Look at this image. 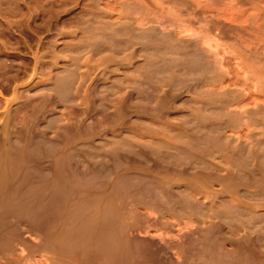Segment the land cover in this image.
<instances>
[{"label": "rangeland", "instance_id": "1", "mask_svg": "<svg viewBox=\"0 0 264 264\" xmlns=\"http://www.w3.org/2000/svg\"><path fill=\"white\" fill-rule=\"evenodd\" d=\"M137 1L0 0V264H264V0Z\"/></svg>", "mask_w": 264, "mask_h": 264}, {"label": "bare ground", "instance_id": "2", "mask_svg": "<svg viewBox=\"0 0 264 264\" xmlns=\"http://www.w3.org/2000/svg\"><path fill=\"white\" fill-rule=\"evenodd\" d=\"M134 1H135V0H134ZM138 1H139V0H138ZM138 1H137V3H138ZM140 1H141V0H140ZM143 1H144V0H143ZM182 1H183V0H182ZM189 1H190V0H189ZM200 1H201V0H200ZM203 1H204V0H203ZM207 1H208V0H207ZM214 1H215V0H214ZM231 1H232V0H231ZM236 1H237V0H236ZM171 2H172V0H171ZM174 2L176 3L177 0H176V1L173 0V3H174ZM225 2H226V1H225ZM238 2H239V1H238ZM135 3H136V2H135ZM137 3H136V4H137ZM141 3H142V2H141ZM141 3H140V4H141ZM143 3H144V2H143ZM148 3H149V2H148ZM150 3H152L151 0H150ZM164 3L166 4V3H168V2H164ZM169 3H170V2H169ZM169 3H168V4H169ZM173 3H172L171 5H173ZM177 3H181V2L178 0ZM177 3L174 4V5H176V6L173 5V8H171L172 6L169 7L168 11H165V10H167V9H165V10H161V7H159V6H157V7L160 8L161 12L159 11L158 8H155V10L158 9L157 13H162V11H164V12L166 13L165 15H167V14L170 15V14H169L170 8L172 9L171 12L176 11V7H177V5H178ZM182 3H183V2H182ZM182 3H181V5H180V8H181L182 5H185V4H186V3H183V4H182ZM188 3H189V2H188ZM207 3H208V2H207ZM216 3H217V2H216ZM116 4H117V3H116ZM133 4H134V3H133ZM155 4H156V2H155ZM157 4H158V3H157ZM217 4H218V3H217ZM225 4H226V3H225ZM142 5H143V4H142ZM151 5H153V3H152ZM151 5H150V6H151ZM158 5H159V4H158ZM161 5H162V4H161ZM161 5H160V6H161ZM187 5H188V4H187ZM209 5H210V3H209ZM107 6H108V5H107ZM138 6H139V7H142L141 5L137 4V7H138ZM169 6H170V5H169ZM206 6H207V5H206ZM100 7H101V6H100ZM100 7H99V8H100ZM133 7H134V6H132V8H133ZM139 7H138V8H139ZM148 7H149V5H148ZM184 7H185V6H184ZM184 7L181 8V9H184ZM187 7H188V6H187ZM189 7L191 8V5H190ZM201 7H202V6H201ZM204 7H205V6H204ZM129 8H130V7H129ZM164 8H166V7H163V9H164ZM167 8H168V7H167ZM174 8H175V10L173 11ZM178 8H179V7H178ZM180 8H179V10H181ZM196 8H197V7H196ZM217 8H218V7H217ZM217 8H216V9H217ZM127 9H128V8H127ZM144 9H145V8H144ZM144 9L142 8L141 10L144 11ZM150 9H152V7H151ZM150 9H149V10H150ZM153 9H154V7H153ZM192 9H193V8H191V10H192ZM216 9H215V11H216ZM131 10H133V9H131ZM131 10H130V11H131ZM134 10H135V7H134ZM141 10H140V12H141ZM188 10H190V9L188 8ZM194 10H195V9H194ZM200 10H201V9H200ZM207 10H208V9H207ZM211 10H212V9H211ZM217 10H218V9H217ZM130 11H129V12H130ZM135 11H136V10H135ZM135 11H134V12H135ZM145 11H146V10H145ZM182 11H183V10H182ZM184 11H186V10L184 9ZM184 11H183V12L179 11V12H181V13L183 14V16H185L184 14H187L188 11H186L187 13H185ZM195 11H196V10H195ZM126 12H128V11H126ZM132 12H133V11H132ZM138 12H139V11H138ZM149 12H150V11H149ZM153 12H155V11L153 10ZM190 12H191V11H189V13L187 14L186 17H188L189 14H191ZM192 12H193V10H192ZM222 12H223V11H222ZM144 13L146 14V12H144ZM181 13H180V14H181ZM196 13H197V12H196ZM115 14H116V13H115ZM130 14H131V12H130ZM130 14H129V15H130ZM145 14H144V18H145V16H146ZM163 14H164V13H163ZM175 14H176L175 12H174V15H173V13H171V15H173V16H175ZM180 14H178V17H181V16H179ZM211 14H212V13H211ZM104 15H105V14H104ZM116 15H117V14H116ZM120 15H121V14H120ZM120 15H119V16L117 15L118 19H119ZM129 15H128V17H129ZM148 15H150V14H148ZM148 15H147V17H148ZM152 15H153V14H152ZM168 15H167V16H168ZM191 15H192V14H191ZM199 15H200V14H199ZM153 16H155V14H154ZM158 16H159V15H158ZM158 16L156 15V16L154 17V19H156V17H157L158 20H159V17H158ZM195 16H196V15H195ZM207 16H208V15H207ZM212 16H213V15H212ZM90 17H91V16H90ZM130 17H132V15H130ZM130 17H129V18H130ZM149 17H150V16H149ZM163 17H164V15H163ZM169 17H171V16H169ZM178 17L175 16V21L177 20L176 18H178ZM190 17H193V16H190ZM213 17H214V16H213ZM217 17H218V16H217ZM114 18H115V17H114ZM132 18H133V17H132ZM132 18H131V20H132ZM150 18H153V17L151 16ZM150 18H149V19H150ZM160 18H161V14H160ZM181 18L184 19V17H181ZM188 18H189V17H188ZM188 18H185V21H186V19H188ZM196 18H197V17H196ZM204 18H205V17H204ZM91 19H92V18H91ZM121 19H122V18H121ZM172 19H174V18L172 17ZM172 19H170V20H172ZM182 19L178 18V20H179V21L181 20V22L183 21ZM192 19H193V18H192ZM214 19H215V18H214ZM104 20H105V19H104ZM144 20H145V19H144ZM146 20H147V18H146ZM160 20H161V19H160ZM128 21H130V19H129ZM128 21H127V22H128ZM148 21H149V20H148ZM148 21H147V22H148ZM150 21H151V20H150ZM156 21H157V20H156ZM162 21L164 22V21H166V20L164 19V20H162ZM185 21H183V23H185ZM191 21H192V20H189V22H191ZM106 22H107V21H106ZM144 22L146 23V21H144ZM159 22H160V21H159ZM170 22H171V21H170ZM201 22H202V21H201ZM216 22H217V20H216ZM246 22H247V21H246ZM102 23H103V22H102ZM129 23H130V22H129ZM164 23H165V22H164ZM164 23H162V24H164ZM183 23H182V25H184ZM212 23H213V22H212ZM212 23H211V24H212ZM103 24H104V23H103ZM148 24H149V22H148ZM155 24L157 25V24H159V23H155ZM162 24L160 23L161 26H162ZM186 24H187V22L185 23V25H186ZM191 24H193V23H191ZM194 24L196 25V23H194ZM89 25H91V24H89ZM97 25H98V24H97ZM101 25H102V24H101ZM142 25H143V24H142ZM164 25H165V27H167L169 24L166 25V23H165ZM174 25H175V23H174ZM189 25H190V24H189ZM198 25H199V24H198ZM226 25H227V24H226ZM125 26H126V25H125ZM153 26H154V28L156 29V26H155V25H152V26H150V27L152 28ZM191 26H192V25H191ZM205 26H206V25H205ZM220 26H221V24H220ZM92 27H93V26H92ZM115 27H117V26L115 25ZM207 27H208V26H207ZM228 27H229V26H228ZM129 28H130V27H129ZM138 28L140 29L139 25H138ZM141 28H142V27H141ZM154 28H152V29H154ZM169 28H170V27H169ZM188 28H189V27H188ZM219 28H222V26L219 27ZM226 28H227V27H226ZM230 28H231V27H230ZM233 28H234V27H233ZM113 29H115V28H113ZM122 29H123V28L121 27L120 30H122ZM131 29H132V28H131ZM131 29H130V30H131ZM145 29L147 30V28H145ZM157 29H158L157 31H159V28H157ZM160 29H161V28H160ZM205 29H206V27L204 28V30H205ZM86 30H87V29H86ZM90 30H91V29H90ZM92 30H94V29H92ZM99 30H100V29H99ZM116 30H117V29H116ZM141 30H142V29H141ZM148 30L150 31L149 28H148ZM161 30H162V29H161ZM181 30H182V29H181ZM199 30H200V29H199ZM220 30H221V29H220ZM225 30H226V29H225ZM231 30H232V29H231ZM246 30H247V29H246ZM246 30H245V31H246ZM117 31H118V30H117ZM123 31H124V29H123ZM142 31H143V30H142ZM144 31H145V30H144ZM155 31H156V30H155ZM157 31H156V32H157ZM162 31H164V30H162ZM162 31H161V32H162ZM205 31L207 32V30H205ZM209 31H210V30H209ZM209 31H208V32H209ZM211 31H212V30H211ZM223 31H224V29H223ZM227 31H228V29H227ZM93 32H94V31H93ZM107 32H108V31H107ZM113 32H114V31H113ZM131 32H132V30H131ZM134 32H135V31H134ZM146 32H147V31H145V33H146ZM179 32H180V30H179ZM183 32H184V31H183ZM183 32H182V33H183ZM91 33H92V31H91ZM132 33H133V32H132ZM149 33H150V32H149ZM153 33H155V32H153ZM177 33H178V32H177ZM182 33H181V34H182ZM229 33H230V32H229ZM114 34H115V36H117L116 33H114ZM114 34H113V35H114ZM117 34H118V33H117ZM123 34H124V33H123ZM129 34H130V33H129ZM136 34H137V32H136ZM136 34H134V35L136 36ZM231 34H232V32H231ZM250 34H251V33H250ZM108 35H109V34H108ZM124 35H125V34H124ZM124 35H123V36H124ZM134 35H133V36H134ZM137 35H138V34H137ZM143 35H144V34H143ZM146 35L148 36L147 38L150 37V36L148 35V33H147ZM162 35H163V34H162ZM170 35H171V34H170ZM183 35H184V34H183ZM201 35H202V34H201ZM230 36H231V35H230ZM251 36H252V35H251ZM111 37H112V36H111ZM131 37H132V35H131ZM154 37H155V36H154ZM161 37H162V36H161ZM165 37H168V36H165ZM165 37H164V40H165ZM170 37H171V36H170ZM174 37H175V36H174ZM174 37H173V34H172V38H174ZM177 37H178V36H177ZM199 37H200V36H199ZM225 37H226V36H225ZM147 38H145V39H147ZM162 38H163V37H162ZM172 38H171V39H172ZM178 38H179V37H178ZM178 38H177V39H178ZM206 38H207V37H206ZM232 38H233V37H232ZM252 38H253V37H252ZM261 38H262V37H261ZM115 39H116V38H115ZM117 39H118V38H117ZM134 39H135V38H134ZM136 39H138V37H137ZM171 39H170V40H171ZM174 39H175V38H174ZM174 39H172V40H174ZM177 39H176V40H177ZM183 39H185V38H183ZM187 39H188V38H187ZM218 39H219V38H218ZM247 39L250 40V38H247ZM107 40H110V39L107 38ZM142 40H143V39H142ZM168 40H169V39H168ZM252 40H253V39H252ZM262 40H263V39H262ZM112 41H113V39H112ZM140 41H141V40H140ZM148 41H149V40H148ZM160 41L163 42V40H160ZM206 41H207V40H206ZM138 42H139V41H138ZM157 42H158V41H157ZM165 42H167V39H166L163 43H165ZM173 42H174V41H172V43H169V44H170V47H169L170 49L172 48L171 45H173ZM177 42L179 43V41H177ZM186 42H187V41H186ZM244 42H245V40H244ZM100 43H101V42H100ZM144 43H145V42H144ZM144 43H143V44H144ZM149 43H150V42H149ZM159 43H160V42H159ZM167 43H168V42H167ZM167 43H165V44H167ZM181 43H182V42H181ZM222 43H223V42H222ZM143 44H142V45H143ZM145 44H146V43H145ZM210 44H212V43H210ZM219 44H220V43H219ZM219 44H218V46L221 45V44H220V45H219ZM208 45H209V44H208ZM222 45H223V44H222ZM250 45H251V44H250ZM151 46L153 47V45H151ZM213 46H214V45H213ZM241 46H242V45H241ZM258 46H259V43H258ZM258 46H257V47H258ZM96 47H97V46H96ZM190 47H191V46H190ZM198 47H199V46H198ZM201 47H202V46H201ZM204 47H205V46H204ZM215 47H216V46H215ZM236 47H237V48H236ZM236 47H235V48L238 49V45H236ZM247 47H248V45H247ZM112 48H113V47H112ZM148 48H149V50L151 49L150 47H148ZM158 48L161 49V46H160V47L158 46V47L154 48L155 51H156V49H158ZM173 48H174V47H173ZM192 48H193V46H192ZM194 48H196V47H194ZM194 48H193V49H194ZM233 48H234V46H233ZM260 48H261V47H260ZM96 49H97V48H96ZM142 49H143V48H142ZM144 49H146V48H144ZM154 49H153V50H154ZM170 49H167V48H166V50H170ZM212 49H213V48H212ZM248 49H252V47H248ZM256 49H258V48H256ZM164 50H165V49H164ZM164 50H160L161 53H164ZM171 50H172V49H171ZM171 50H170V51H171ZM201 50H202V49H200V51H201ZM204 50H206V49H204ZM233 50H234V49H233ZM239 50H241V53H242V49H240V47H239V49L236 50V51H239ZM262 50H263V49H262ZM162 51H163V52H162ZM172 51H174V52H172V53H175V50H172ZM209 51H210V50H209ZM218 51H219V50H218ZM225 51H226V50H225ZM227 51H228V50H227ZM244 51H245V48L243 49V53H244ZM250 51H251V50H250ZM259 51H260V50H259ZM166 52H167V51H166ZM239 52H240V51H239ZM262 52H263V51H262ZM262 52H261V53H262ZM157 53H158V51H157ZM180 53H181V52H179V55H180ZM207 53H208V51H207ZM243 53H242V54H243ZM246 53H248V52H246ZM246 53H245V54H246ZM251 53H252V52H251ZM107 54H108V53H107ZM141 54H142V53H141ZM198 54H199V53H198ZM222 54H223V53H222ZM231 54H233V53H231ZM249 54H250V53H249ZM132 55H133V54H132ZM134 55H135V53H134ZM156 55H157V54H156ZM168 55L170 56V54H168ZM179 55H178V56H179ZM195 55H197V54H195ZM225 55H226V54H225ZM229 55H230V54H229ZM130 56H131V55H130ZM165 56H166V54H165ZM165 56L163 55L164 58H165ZM169 56H168V57H169ZM218 56H219V55H218ZM218 56L216 57V59L218 58ZM222 56H223V55H222ZM232 56H233V55H232ZM259 56H260V55H259ZM259 56L257 55L256 57L259 58ZM137 57H138V56H137ZM157 57H158V56H157ZM168 57H166V58H168ZM174 57H175V55H174V56H171L170 58H171V59L173 58L172 60L175 61L176 58L174 59ZM180 57H183V53H182V56H180ZM194 57H195V56H194ZM219 57H220V56H219ZM235 57H236V56H235ZM249 57H251V56L249 55ZM253 57H254V56H253ZM131 58H132V56H131ZM134 58H136V57H134ZM166 58H165V59H166ZM198 58H199V57H197L196 59H198ZM210 58H211V56H210ZM246 58H247V56H246ZM262 58H263V55H262ZM171 59H170V60H171ZM255 59H256V58L254 57V61H255ZM260 59H261V57H260ZM114 60H115V59H114ZM166 60H168V59H166ZM179 60H180V63H181L182 60H181V59H179ZM194 60H195V59H194ZM217 60L220 61L219 58H218ZM222 60H223V59H222ZM222 60H221V61H222ZM251 60H253V58H252ZM257 60H258V59H257ZM257 60H256V61H257ZM261 60H262V59H261ZM261 60H258V62L261 61ZM161 61H162V60H161ZM191 61H192V59H191ZM204 61H205V60H204V57H203L202 55H200L199 62L197 61L198 64H195V61H194V63L192 64V67L195 68V70H198V71H201V72H202L203 68L205 67V62H204ZM219 61H218V62H219ZM227 61H229V60H227ZM227 61H226V62H227ZM237 61H238V60H237ZM156 62H158V61H155V63H156ZM166 62H167V61H166ZM176 62H178V61H175V63H176ZM182 62H183V64H185L184 62H186V61H182ZM209 62H211V61H209ZM263 62H264V61H263ZM140 63H141V62H140ZM146 63H147V62H146ZM159 63H160V62H159ZM159 63H158V64H159ZM172 63H174V62H172ZM178 63H179V62H178ZM186 63H187V62H186ZM248 63H249V62H248ZM251 63H252V62H251ZM131 64H132V63H131ZM153 64H154V63H153ZM158 64H156V65H158ZM160 64H161V63H160ZM163 64H165L164 61L162 62L161 65L163 66ZM181 64H182V63H181ZM183 64H182V66H183ZM236 64H237V63H236ZM249 64H250V63H249ZM249 64H248V65H249ZM253 64H254V63L251 64L252 67L255 66V65H253ZM255 64H256V63H255ZM261 64H262V62H261ZM143 65H144V64H143ZM156 65H154V66H156ZM161 65H160V66H161ZM185 65H186V64H185ZM187 65H188V64H187ZM187 65H186V66H187ZM218 65H219V63H218ZM222 65H223V64H222ZM222 65L220 64V66H222ZM251 65H249L248 67H249L250 69H253L254 67H253V68L250 67ZM140 66H141V65H140ZM154 66L152 65V67H154ZM166 66H168V65H166ZM166 66L164 65L165 68H167ZM186 66H185V67H186ZM233 66H234V65H233ZM256 66H257V65H256ZM256 66H255V68H254L255 70H256ZM258 66H260V62H259V64H258ZM258 66H257V67H258ZM263 66H264V63H263ZM152 67H151L150 70H152ZM168 67H169V66H168ZM178 67L181 69L180 66H178ZM178 67L175 68V69H172V68H171V71L168 69L169 72H171V75L174 74V73H172V70H176V69H177V71H178V69H179ZM211 67H212V66H211ZM239 67H240V66H239ZM135 68H137V67H135ZM149 68H150V66H149ZM173 68H174V66H173ZM244 68H245V67H244ZM260 68H261V69H260ZM139 69H140V67H139ZM144 69H145V68H144ZM154 69H155V68H154ZM156 69H157V66H156ZM158 69H159V67H158ZM161 69H162V68H161ZM187 69H188V68H187ZM187 69H183V70H187ZM201 69H202V70H201ZM205 69H206V68H205ZM212 69H213V68H212ZM215 69H216V68H215ZM254 69H253V70H254ZM257 69H259L260 72H261V70H262L261 73H260L258 70H257V71L261 74V77L259 78V80L263 83L264 80L262 79V77H263V75H264V73H263V72H264V68H263V67H258ZM162 70H163V69H162ZM162 70H161V71H162ZM168 70H166V72H168ZM134 71H135V70H134ZM144 71H145V70H144ZM157 71H158V70H157ZM179 71H180V70H179ZM179 71H178V73H180ZM234 71H235V70H234ZM240 71H242V70H240ZM251 71H252V70H251ZM141 72H142V71H141ZM164 72H165V71L163 70V73H164ZM174 72H175V71H174ZM184 72H185V71H184ZM184 72H183V73H184ZM186 72H188V74H189V70L186 71ZM186 72H185V73H186ZM194 72H195V71H194ZM213 72H214V71H213ZM253 72H254V71H253ZM253 72H252V73H253ZM73 73H74V72H73ZM214 73H215V72H214ZM254 73H255V72H254ZM254 73H253V78H254V80H257V79H255L256 77H254ZM262 73H263V75H262ZM181 74H182V72H181ZM190 74H191V72H190ZM242 74H244V71L242 72ZM255 74H256V73H255ZM260 74H257V75L260 76ZM64 75H65V74H64ZM68 75H70V74H68ZM132 75H133V74H132ZM194 75H195V74H194ZM212 75H213V74H212ZM257 75H255V76H257ZM179 76H180V75H179ZM179 76H178V77H179ZM184 76H186V75L184 74ZM187 76H188V75H187ZM190 76H192V78L194 79V77H195L196 75H195V76L190 75ZM190 76H188L187 78L189 79ZM199 76H200V75H199ZM244 76H245V75H244ZM66 77H67V76H65V79H64V80L67 81V78H68V77H67V78H66ZM136 77H137V76H136ZM144 77H145V76H144ZM257 77H258V76H257ZM63 78H64V77H63ZM70 78L73 79L72 76H70ZM70 78H69V79H70ZM176 78H177V77H176V75H175V78H174V79H176ZM182 78H183V77H182ZM182 78H181V79H182ZM187 78H185V79H187ZM253 78H252V79H253ZM263 78H264V77H263ZM71 79H70V81H71ZM167 79H168V77H167ZM177 79H178V78H177ZM179 79H180V78H179ZM179 79H178V80H179ZM228 79H229V78H228ZM244 79H245V78H244ZM64 80H63V81H64ZM145 80H146V79H145ZM190 80H191L190 82H193V81H194V80H192V79H190ZM200 80H201V79H200ZM207 80H208V79H207ZM262 80H263V81H262ZM131 81H132V80H131ZM136 81H138V80H136ZM180 81H181V80H180ZM184 81H186V80H184ZM187 81L189 82V80H187ZM203 81H205V80H203ZM203 81H202V82H203ZM241 81H242V80H241ZM190 82H189V83H190ZM217 82H218V81H217ZM232 82H233V81H232ZM256 82H257V81H256ZM258 82H259V81H258ZM71 83H72V82H70V85L72 86L73 83H72V84H71ZM182 83H183V82H182ZM189 83H188V84H189ZM205 83H206V82H205ZM248 83H249V82H248ZM66 84H68V83H67V82L64 83V86H66ZM75 84H76V83H75ZM186 84H187V83H186ZM190 84H191V83H190ZM207 84H208V81H207ZM62 85H63V84H62ZM68 85H69V84H68ZM73 85H74V84H73ZM197 85H198V84H197ZM203 85H204V83H203ZM64 86H63V87H64ZM71 86H69V87H70V88H69L70 91H71V88H72ZM191 86H193V85H191ZM259 86H260V85H259ZM59 87H62V86L60 85ZM66 87H67V86H66ZM189 87H190V86H189ZM236 87H237V86H236ZM193 88H194V87H193ZM196 88H197V86H196ZM55 89H57V88L55 87ZM62 89H63V88H62ZM65 89H66V88H65ZM173 89H174V88H173ZM202 89H203V88H202ZM205 89H206V87H205ZM258 89H259V88H258ZM57 90L59 91V89H57ZM67 90H68V89H67ZM175 90H176V89H175ZM177 90H178V89H177ZM196 90H197V89H196ZM198 90H201V89H198ZM203 90H204V89H203ZM203 90H201V91H203ZM209 90H210V89H209ZM68 91H69V90H68ZM68 91H67V92H68ZM204 91H205V90H204ZM212 91H213V90H212ZM214 91H215V90H214ZM251 91H252V90L250 89V92H251ZM256 91H257V90H256ZM250 92H249V93H250ZM252 92H253V91H252ZM258 92H259V91H258ZM65 93H66V91H65L63 94H65ZM230 93H232V92H230ZM233 93H234V92H233ZM233 93H232V95H234ZM236 93H237V92H236ZM244 93H245V92H244ZM44 94H45V93H44ZM59 94H60V93H59ZM212 94H213V93H212ZM217 94H218V93H217ZM217 94H216V95H217ZM221 94H222V93H221ZM60 95H61V94H60ZM67 95H68V93H67ZM171 95H172V94H171ZM229 95H231V94H229ZM253 95H254V94H253ZM255 95H256V94H255ZM212 96L214 97V95H212ZM220 96H222V98H224L223 95H218V97H220ZM236 96H237V95H236ZM249 96H250V94H249ZM260 96H261V95H260ZM38 97H39V96H38ZM213 97H212V99H213ZM216 97H217V96H216ZM40 98H41V97H40ZM46 98H47V97H46ZM231 98H233L232 100H234V97H233V96L230 97V99H231ZM237 98H238V97H237ZM244 98H245V97H244ZM253 98H254V97H253ZM47 99H48V98H47ZM62 99H63V98H62ZM214 99H215V98H214ZM216 99H217L218 101H220V100H219L220 98H219V99L216 98ZM250 99H251V98H250ZM208 100H209V99H208ZM227 100H228V99H227ZM218 101H216V102H218ZM223 101H224V100H223ZM252 101H253V100H252ZM44 102H45V100H44ZM210 102H211V101H210ZM259 102H260V101H259ZM173 103H174V102H173ZM205 103L207 104V102L204 101V105H205ZM212 103H214V102H212ZM212 103L209 104V105H212ZM227 103H229V102L226 101V105H225V103H223V105H224V106H227V105H228ZM48 104H49V103H48ZM166 104H167V103H166ZM201 104H202V103H201ZM215 104H216V103H215ZM230 104H231V103H230ZM245 104H246V103H245ZM46 105H47V104H46ZM204 105L202 104L203 107H205ZM209 105H206V107L208 106L207 109L209 108ZM34 106H35V105H34ZM42 106H43V105H42ZM163 106H164V105H163ZM202 106H200V109L203 108ZM241 106H242V105H241ZM32 107H33V106H32ZM165 107H166V106H165ZM167 107H168V105H167ZM169 107H170V106H169ZM213 107H214V106H213ZM218 107H219V106H218ZM218 107H217V108H218ZM227 107H228V106H227ZM44 108H45V107H44ZM210 108H212V107H210ZM36 109H37V108H35V110H36ZM170 109H171V108H170ZM207 109H204L203 112H201V110H203V109H201V110H199V111H200V113L203 114V116H204V114H205L204 112H206V111L208 112ZM223 109H225V107H223ZM30 110H31V109H30ZM49 110H50V109H49ZM205 110H206V111H205ZM38 111H39V109H38L37 111H35V113L38 112ZM40 111H41V110H40ZM152 111H153V110H152ZM209 111H211V110H209ZM212 111H213V110H212ZM214 111H216V110H214ZM263 111H264V110H263ZM154 112H155V111H154ZM29 113H30V112H29ZM258 113H259V111H258ZM258 113L256 112V114H258ZM39 114H40V113H39ZM210 114H211V113H210ZM213 114L215 115V113H213ZM225 114H226V112H224V115H225ZM259 114H260V113H259ZM34 115H36V114H34ZM40 115H41V114H40ZM205 115H206V114H205ZM233 115H234V114H233ZM233 115H232V116H233ZM29 116H30V115H29ZM36 116H37V115H36ZM206 116H210L209 113H207ZM206 116H205V117H206ZM220 116H221V114H220ZM225 116H226V115H225ZM228 116H230V114H228ZM228 116H227V117H228ZM237 116H239V115L237 114ZM240 116H241V115H240ZM118 117H120V116H118ZM230 117H231V116H230ZM244 117H245V116H244ZM25 118H26V117H25ZM199 118H202V116L199 117ZM206 118H207V117H206ZM206 118H205V119H206ZM210 118H211V117H210ZM213 118H214V117H213ZM220 118H221V117H220ZM223 118H224V117H223ZM225 118H226V117H225ZM231 118H232V117H231ZM235 118H237V123H238V120H239V119H238V117H236V115H235L234 119H235ZM247 118H248V117H247ZM247 118H246V119H247ZM251 118H252V117H251ZM260 118H261V117H260ZM39 119H41V118H39ZM163 119H164V118H163ZM185 119H186V118H185ZM203 119H204V117H203ZM205 119H204V120H205ZM219 120H220V119H219ZM226 120H227V118H226ZM235 120H236V119H235ZM240 120H242V119H240ZM243 120H244V119H243ZM249 120H250V119H249ZM28 121H29V120H28ZM192 121H193V120H192ZM228 121H229V119H228ZM228 121H227V122H228ZM231 121L233 122L234 120H231ZM254 121H255V120H254ZM218 123H219V126H218V127H219L220 129H221V128H224L223 126H224L225 124H227V123H225V122L223 121V119H222L221 122H218ZM240 123L242 124L241 121H240ZM50 124H51V123H50ZM98 124H99V123H98ZM228 124H229V122H228ZM230 124H231V123H230ZM233 124H235V123L233 122ZM244 124H245V123H244ZM247 125H248V124H247ZM26 126H27V125H26ZM244 126H245V125H244ZM227 127H228V126H227ZM229 127H230V126H229ZM247 127H248V126H247ZM210 128H211V127H210ZM210 128H209V129H210ZM213 128H214V127H213ZM74 129H75V128H74ZM25 130H26V129H25ZM91 130H92V129H91ZM248 130H250V129H248ZM202 131H203V130H202ZM219 131H220V130H219ZM66 132H68V131H66ZM193 132H194V131H193ZM82 133H83V132H82ZM42 134H43V133H42ZM38 135H39V134H38ZM42 136H43V135H42ZM204 136H205V135H204ZM21 137H22V136H21ZM36 137H37V136H36ZM44 137H46V136H44ZM44 137H42V138H44ZM57 137L60 138V136H57ZM177 137H178V136H177ZM190 137H191V136H190ZM31 138H32V137H31ZM59 138H58V139H59ZM75 138H76V137H75ZM191 138H192V137H191ZM28 139H29V138H28ZM34 139H35V138H34ZM196 139H197V138H196ZM40 140H41V139H40ZM173 140H174V139H173ZM182 140H183V139H182ZM189 140H190V139H189ZM220 140H221V139H220ZM38 141H39V140H38ZM130 141H131V140H130ZM196 141H197V140H196ZM259 141H260V140H259ZM76 142H77V141H76ZM168 142H169V141H168ZM218 142H219V141H218ZM37 143H38V142H37ZM52 143H53V142H52ZM164 143H165V142H164ZM191 143H192V141H191ZM226 143H227V142H226ZM5 144H6V143H5ZM7 144H8V143H7ZM131 144H132V143H131ZM179 144H182V145H183V143H179ZM179 144H178V145H179ZM203 144H204V142H203ZM206 144H207V143H206ZM262 144H263V143H262ZM262 144H260V145H261V146H264V144H263V145H262ZM62 145H63V144H62ZM166 145H167V144H166ZM171 145H172V144H171ZM176 145H177V144H176ZM207 145H209V144H207ZM210 145H211V144H210ZM256 145H257V144H256ZM258 145H259V143H258ZM36 146H37V145H36ZM131 146H132V145H131ZM155 146H156V145H155ZM184 146H185V145H184ZM196 146H198V145H196ZM215 146H216V145H215ZM261 146H260V147H261ZM0 147H1V146H0ZM176 147H177V146H176ZM179 147H180V146H179ZM199 147H200V146H199ZM204 147H206V146H204ZM35 148H36V147H35ZM133 148H134V147H133ZM177 148H178V147H177ZM180 148H181V147H180ZM201 148H203V147H201ZM210 148H211V147H210ZM24 149H25V148H24ZM45 149H46V148H45ZM50 149H51V148H50ZM254 149H256L255 146H254ZM258 149H259V148H258ZM30 150H31V149H30ZM63 150H64V149H63ZM69 150H70V149H69ZM199 150H200V148H199ZM199 150L197 149L198 152H199ZM209 150H210V149H209ZM25 151H26V149H25ZM195 151H196V150H195ZM207 151H208V150H207ZM240 151H241V150H240ZM181 152H182V151H181ZM200 152H201V151H200ZM26 153H27V151H26ZM53 153H54V152H53ZM68 153H69V152H68ZM187 153H188V152H187ZM210 153H211V152H210ZM201 154H202V153H201ZM173 155H174V154H173ZM176 155H177V154H176ZM197 155H198V154H197ZM228 155H229V154H228ZM242 155H243V154H242ZM7 156H8V155H7ZM12 156H13V155H12ZM25 156H26V155H25ZM36 156H37V155H36ZM180 156H181V155H180ZM191 156H192V155H191ZM226 156H227V155H226ZM50 157H51V156H50ZM234 157H235V156H234ZM46 158H47V157H46ZM72 158H73V157H72ZM183 158H184V157H183ZM193 158H194V157H193ZM198 158H199V157H198ZM239 158H240V157H239ZM12 159H13V158H12ZM18 159H20V158H18ZM47 159H48V158H47ZM70 159H71V158H70ZM195 159H196V158H195ZM195 159H194V160H195ZM236 159H237V156H236ZM0 160H1V159H0ZM234 160H235V158H234ZM1 161H2V160H1ZM26 161H27V160H26ZM32 161H33V160H32ZM70 161H71V160H70ZM6 162H7V161H6ZM9 162H10V161H9ZM9 162H8V163H9ZM15 162H16V160H15ZM123 162H124V161H123ZM204 162H205V161H204ZM235 162H236V161H235ZM245 162H246V161H245ZM26 163H27V162H26ZM53 163H54V162H53ZM63 163H64V162H63ZM200 163H201V162H200ZM14 164H15V163H14ZM37 164H38V163H37ZM41 164H42V163H41ZM43 164H44V163H43ZM192 164H193V163H192ZM197 164H198V163H197ZM211 164H213V163H211ZM233 164H234V163H233ZM5 165H6V164H5ZM27 165H28V164H27ZM32 165H33V164H32ZM35 165H36V164H35ZM194 165H196V164H194ZM246 165H247V163H246ZM20 166H22V165H20ZM40 166H41V165H40ZM50 166H51V165H50ZM59 166H60V165H59ZM72 166H73V165H72ZM191 166H192V165H191ZM12 167H13V166H12ZM23 167H24V169H25L26 166L23 165ZM27 167H28V166H27ZM32 167H33V166H32ZM204 167H205V166H204ZM239 167H240V166H239ZM3 168H4V167H3ZM17 168H18V167H17ZM48 168H49V166H48ZM50 168H51V167H50ZM50 168H49V169H50ZM59 168H60V167H59ZM123 168H124V167H123ZM19 169H20V168H18V170H19ZM28 169H29V168H28ZM28 169H27V170H28ZM31 169H32V168H31ZM49 169H48V170H49ZM214 169H215V168H214ZM252 169H253V168H252ZM1 170H3V169H1ZM5 170H7V169H5ZM5 170H4V171H5ZM21 170H22V169H20V171H21ZM25 170H26V169H25ZM59 170H60V169H59ZM64 170H65V169H64ZM78 170H79V169H78ZM116 170H117V169H116ZM4 171H3V173H4V175H5V172H6V171H5V172H4ZM15 171H16V170H15ZM15 171H14V172H15ZM57 171H58V170H57ZM69 171H70V170H69ZM120 171H121V170H120ZM237 171H238V170H237ZM243 171H244V170H243ZM14 172H13V173H14ZM230 172H231V171H230ZM248 172H250V171H248ZM16 173H17V172H16ZM16 173H15V175H16ZM61 173H62V172H61ZM67 173H68V172H67ZM185 173H186V172H185ZM177 174H178V173H177ZM234 174H235V173H234ZM237 174H238V172H237ZM17 175H18V174H17ZM17 175H16V176H17ZM28 175H29V174H28ZM45 175H46V174H45ZM71 175H72V174H71ZM93 175H94V174H93ZM111 175H112V174H111ZM125 175H126V174H125ZM180 175H181V174H180ZM182 175H183V174H182ZM232 175H233V174H232ZM0 176H2V177H0V184L3 185V186L6 185V184H8V183H7L8 180H7L5 177H3V175H0ZM11 176H12V175H11ZM13 176H14V175H13ZM25 176H26V175H25ZM224 176H225V175H224ZM7 177H9V176L7 175ZM26 177H27V176H26ZM45 177H46V176H45ZM67 177H68V176H67ZM72 177H73V176H72ZM82 177H83V176H82ZM106 177H107V176H106ZM182 177H183V176H182ZM222 177H223V176H222ZM245 177H246V176H245ZM12 178H13V177H12ZM12 178H11V179H12ZM220 178H221V177H220ZM261 178H262V177H261ZM9 179H10V178H9ZM14 179H16V178H13V180H14ZM29 179H30V178H29ZM218 179H219V178H218ZM247 179H248V178H247ZM16 180H17V179H16ZM24 180H25V179H24ZM24 180H23V181H24ZM46 180H47V179H46ZM91 180H92V179H91ZM135 180H136V179H135ZM146 180H147V179H146ZM236 180H237V179H236ZM259 180H260V179H259ZM9 181H11V180H9ZM34 181H35V180H34ZM38 181H39V180H38ZM257 181H258V180H257ZM17 182H18V181H17ZM78 182H79V181H78ZM90 182H91V181H90ZM253 182H254V181H253ZM32 183H33V182H32ZM63 183H64V182H63ZM115 183H116V182H115ZM174 183H175V182H174ZM185 183H186V182H185ZM214 183H215V182H214ZM220 183H221V182H220ZM38 184H39V183H38ZM50 184H51V183H50ZM83 184H84V183H83ZM98 184H99V183H98ZM130 184H131V183H130ZM162 184H163V183H162ZM162 184H160V185H162ZM240 184H241V182H240ZM243 184H244V183H243ZM23 185H24V184H23ZM72 185H73V184H72ZM241 185H242V184H241ZM7 186H8V185H7ZM16 186H17V185H16ZM104 186H105V185H104ZM167 186H168V185H167ZM174 186H175V185H174ZM247 186H248V185H247ZM33 187H34V186H33ZM82 187H83V186H82ZM144 187H145V186H144ZM163 187H164V186H163ZM163 187H162V188H163ZM168 187H169V186H168ZM255 187H256V186H255ZM35 188H37V186H35ZM97 188H98V187H97ZM189 188H190V187H189ZM41 189H42V188H41ZM46 189H47V188H46ZM49 189H50V188H49ZM94 189H95V188H94ZM165 189H166V188H165ZM193 189H194V188H193ZM195 189H196V188H195ZM52 190H53V189H52ZM88 190H89V189H88ZM99 190H100V189H99ZM159 190H160V189H159ZM162 190H163V189H162ZM196 190H197V189H196ZM92 191H93V190H92ZM137 191H138V190H137ZM193 191H194V190H193ZM157 192H158V191H157ZM157 192H156V193H157ZM254 192H255V191H254ZM110 193H111V192H110ZM130 193H131V192H130ZM180 193H181V192H180ZM183 193H184V192H183ZM238 193H239V192H238ZM27 194H28V193H27ZM164 194H165V193H164ZM185 194H186V193H185ZM52 195H53V194H52ZM97 195H98V194H97ZM119 195H120V194H119ZM68 196H69V194H68ZM99 196H100V195H99ZM140 196H141V195H140ZM180 196H181V195H180ZM214 196H215V195H214ZM104 197H105V196H104ZM119 197H120V196H119ZM119 197H118V198H119ZM138 197H139V196H138ZM212 197H213V196H212ZM44 198H45V197H44ZM116 198H117V197H116ZM135 198H136V197H135ZM14 199H15V198H14ZM20 199H21V198H20ZM164 199H165V198H164ZM169 199H170V198H169ZM173 199H174V198H173ZM263 199H264V198H263ZM37 200H38V198H37ZM73 200H74V199H73ZM108 201H109V200H108ZM140 201H141V200H140ZM153 201H154V200H153ZM3 202H4V201H3ZM141 202H142V201H141ZM157 202H158V200H157ZM24 203H25V202H24ZM112 203H113V202H112ZM128 203H130V202H128ZM160 203H161V202H160ZM52 204H53V203H52ZM84 204H85V203H84ZM86 204H87V203H86ZM39 205H40V204H39ZM107 205H109V204H107ZM118 205H119V204H118ZM133 205H134V204H133ZM234 205H235V204H234ZM27 206H29V204H28ZM48 206H49V205H48ZM51 206H52V205H51ZM86 206H87V205H86ZM93 206H94V205H93ZM114 206H115V205H114ZM121 206H122V205H121ZM128 206H129V205H128ZM11 207H12V206H11ZM15 207H16V206H15ZM23 207H24V206H23ZM29 207H30V206H29ZM162 207H163V206H162ZM55 208H56V207H55ZM66 208H67V207H66ZM87 208H88V207H87ZM129 208H130V207H129ZM219 208H220V207H219ZM221 208H222V207H221ZM5 209H6V208H5ZM7 209H8V208H7ZM24 209L26 210V207H25ZM60 209H61V208H60ZM60 209H59V210H60ZM63 209H64V208H63ZM8 210H9V209H8ZM57 210H58V209H57ZM134 210H135V209H134ZM40 211H41V209H40ZM42 211H43V210H42ZM175 211H176V210H175ZM236 211H237V210H236ZM23 212H24V211H23ZM53 212H54V211H53ZM171 212H172V211H171ZM217 212H218V211H217ZM5 213H6V212H5ZM11 213H12V212H11ZM130 213H131V212H130ZM178 213H179V212H178ZM82 214H83V213H82ZM131 214L133 215V213H131ZM173 214H174V212H173ZM221 214H222V213H221ZM12 215H13V214H12ZM21 215H22V214H21ZM39 215H40V214H39ZM72 215H74V214L72 213ZM164 215H165V214H164ZM223 215H224V214H223ZM75 216H76V215H75ZM137 216H138V214H137ZM43 217H44V216H43ZM73 217H74V216H73ZM218 217H219V216H218ZM221 217H222V216H221ZM27 218H28V217H27ZM30 218H31V217H30ZM88 218H89V217H88ZM93 218H94V217H93ZM96 218H97V217H96ZM111 218H112V216H111ZM111 218H110V219H111ZM132 218H133V217H132ZM91 219H92V218H91ZM39 220H40V219H39ZM75 220H76V218H75ZM133 220H134V219H133ZM139 220H140V219H139ZM7 221H8V220H7ZM32 221H33V220H32ZM40 221H41V220H40ZM68 221H69V220H68ZM93 221H94V220H93ZM136 221H137V220H136ZM1 222H2V220H1ZM97 222H98V221H97ZM142 222H144V221H142ZM32 223H33V222H32ZM34 223H35V222H34ZM49 223H50V222H49ZM83 223H84V222H83ZM111 223H112V222H111ZM2 224H3V222H2ZM14 224H15V223H14ZM53 224H54V223H53ZM61 224H62V223H61ZM133 224H134V223H133ZM135 224H136V223H135ZM4 225H5V227L7 226L6 224H4ZM10 225H11V224H10ZM73 225H74V224H73ZM94 225H95V224H94ZM144 225H145V224H144ZM144 225H143V226H144ZM1 226H2V225H1ZM14 226H15V225H14ZM49 226H51V225H49ZM53 226H54V225H53ZM113 226H114V225H113ZM120 226L122 227V225H120ZM54 227H55V226H54ZM60 227H61V225H60ZM64 227H65V226H64ZM107 227H108V226H107ZM217 227H218V226H217ZM2 228H3V227H2ZM7 228H8V227H7ZM9 228L11 229V227H9ZM25 228H26V227H25ZM122 228H123V227H122ZM124 228H125V229H124ZM124 228H123V229H124L123 231L120 230V231H122V233L126 230V227H124ZM129 228H130V227H129ZM133 228H134V227H133ZM142 228H143V227H142ZM5 229H6V228H5ZM12 229H13V228H12ZM15 229H16V228H15ZM28 229H29V228H28ZM50 229H51V228H50ZM63 229H64V228H63ZM106 229H107V228H106ZM109 229H110V228H109ZM119 229H121V228H119ZM219 229H220V228H219ZM19 230H20V229H19ZM92 230H93V229H92ZM92 230H91V231H92ZM133 230H134V229H133ZM211 230H215V229H211ZM0 231H2V229H1ZM6 231H7V230H6ZM6 231H5V232H6ZM8 231H9V230H8ZM8 231H7V232H8ZM11 231H13V230H11ZM11 231H10V233H13V232H11ZM42 231H43V230H42ZM89 231H90V230H89ZM104 231H105V230H104ZM104 231H103V232H104ZM120 231H119V232H120ZM5 232H4V234H5ZM86 232H87V231H86ZM107 232H108V231H107ZM114 232H115V231H114ZM119 232H117V235H118ZM20 233H21V232H20ZM41 233H42V232H41ZM49 233H51V232H49ZM58 233H59V232H58ZM73 233H74V232H73ZM89 233H90V232H89ZM108 233H109V232H108ZM122 233H120V234H122ZM4 234H3V235H4ZM6 234H7V233H6ZM6 234L4 235L5 237H7ZM56 234H57V233H56ZM66 234H67V233H66ZM71 234H72V233H71ZM102 234H104V233H102ZM105 234H106V232H105ZM105 234H104V235H105ZM112 234H113V233H112ZM112 234H111V235H112ZM217 234H218V233H217ZM217 234H216V235H217ZM7 235H8V234H7ZM16 235H17V234H16ZM16 235H15V236H16ZM82 235H83V234H82ZM109 235H110V233H109ZM122 235H123V234H122ZM124 235H125V234H124ZM15 236H14V237H15ZM60 236H61V235H60ZM112 236H113V235H112ZM115 236H116V235H115ZM120 236H121V235H120ZM89 237H90V236H89ZM91 237H92V236H91ZM103 237L105 238V236H103ZM103 237H102V238H103ZM107 237H108V235H107ZM110 237H111V236H110ZM113 237H114V236H113ZM123 237H124V236H123ZM123 237L121 236V239H122ZM108 238H109V237H108ZM108 238H107V239H108ZM2 239H3V238H2ZM2 239H1V240H2ZM11 239H12V237H11ZM11 239H9V240H11ZM16 239H18V237H16ZM62 239H63V238H62ZM80 239H81V238H80ZM107 239H106V240H107ZM111 239H112V238H111ZM113 239L116 240L115 237H114ZM125 239H127V238H125ZM129 239H130V238H129ZM19 240H20V239H19ZM87 240H88V239H87ZM89 240H90V239H89ZM89 240H88V242H89ZM3 241H4V239H3ZM5 241H6V240H5ZM57 241H58V240H57ZM111 241L113 242V240H111ZM118 241L120 242V239H118ZM118 241H114V243H115V242H118ZM121 241H122V240H121ZM131 241H132V240H131ZM10 242L13 243L12 240H11ZM43 242H44V241H43ZM83 242H84V241H83ZM86 242H87V241H86ZM119 242H118V243H119ZM122 242H123V241H122ZM122 242H121V243H122ZM129 242H130V241H129ZM137 242H138V241H137ZM144 242H145V241H144ZM215 242H216V241H215ZM25 243H26V242H25ZM114 243H113V244H114ZM123 243H124V242H123ZM125 243L127 244V242H125ZM125 243H124V244H125ZM222 243H223V242H222ZM229 243H230V242H229ZM69 244H70V243H69ZM119 244H120V243H119ZM119 244H118V245H119ZM141 244H142V243H141ZM38 245H39V244H38ZM85 245H86V244H85ZM111 245H112V243H111ZM122 245H123V244H122ZM135 245H137V243H136ZM143 245H144V244H143ZM4 246H5V245H4ZM96 246H97V245H96ZM102 246H103V245H102ZM123 246H124V245H123ZM144 246H145V245H144ZM1 247L3 248V245H1ZM27 247H28V246H27ZM36 247H37V246H36ZM73 247H74V245H73ZM106 247H107V246H106ZM112 247L114 248L113 245H112ZM115 247H116V246H115ZM121 247H122V246H121ZM136 247H137V246H136ZM170 247H171V246H170ZM248 247H249V246H248ZM254 247H255V246H254ZM2 248H1V249H2ZM6 248H7V247H6ZM102 248H104V246H103ZM127 248H128V247H127ZM146 248H147V247H146ZM4 249H5V248H4ZM97 249H98V248H97ZM104 249H106V248H104ZM134 249H136V248L134 247ZM137 249H138V248H137ZM137 249H136V250H137ZM144 249H145V248H144ZM247 249H248V248H247ZM247 249H246V250H247ZM249 249H250V248H249ZM251 249H252V248H251ZM32 250H33V249H32ZM66 250H67V249H66ZM66 250H65V251H66ZM121 250H122V248H121ZM149 250H150V249H149ZM152 250H153V249H152ZM254 250H255V249H254ZM258 250H259V249H258ZM7 251H9V250H7ZM7 251H4V252H7ZM44 251H45V250H44ZM74 251H75V250H74ZM139 251H140V250H139ZM0 252H2V251L0 250ZM37 252H39V251H37ZM76 252H77V251H76ZM136 252H137V251H136ZM230 252H231V251H230ZM245 252H247V251H245ZM250 252H251V251H250ZM8 253H9V252H8ZM80 253H81V252H80ZM138 253H139V252H138ZM161 253H162V252H161ZM4 254H5V253H2V255H4ZM9 254H10V253H9ZM71 254H72V253H71ZM77 254H79V253H77ZM140 254H141V253H140ZM246 254H248V253H246ZM256 254H257V251H256ZM5 255H6V254H5ZM7 255H8V254H7ZM7 255H6V256H7ZM30 255H31V254H30ZM94 255H95V254H94ZM143 255H144V254H143ZM18 256H19V255H18ZM26 256H27V255H26ZM73 256H74V255H73ZM105 256H106V255H105ZM123 256H129V254H128V255H125V254H124ZM138 256H139V255H138ZM144 256H145V255H144ZM31 257H32V255H31ZM79 257H80V256H79ZM146 257H147V256H146ZM149 257H150V256H149ZM259 257H260V256H259ZM12 258H13V257H12ZM71 258H72V257H71ZM76 258H77V257H76ZM96 258H97V257H96ZM120 258H121V257H120ZM138 258H139V257H138ZM138 258H137V259H138ZM147 258H148V257H147ZM250 258H251V257H250ZM257 258H258V257H257ZM126 259H127V258H126ZM244 259H245V258H244ZM3 260H4V259H3ZM72 260H73V259H72ZM80 260H81V259H80ZM97 260H98V259H97ZM104 260H105V259H104ZM159 260H160V259H159ZM105 261H106V260H105ZM129 261H130V260H129ZM256 261H257V260H256ZM261 261H262V260H261ZM35 262H36V261H35ZM120 262H121V261H120ZM124 262H125V261H124ZM146 262H147V261H146ZM252 262H253V261H252ZM252 262H251V263H252ZM3 263H4V262H3ZM107 263H108V262H107ZM117 263H118V262H117ZM132 263H133V262H132ZM132 263H131V264H132ZM172 263H173V262H172ZM172 263H171V264H172ZM257 263H258V262H257ZM14 264H15V263H14ZM17 264H18V263H17ZM63 264H64V263H63ZM103 264H104V263H103ZM110 264H111V263H110ZM156 264H157V263H156ZM180 264H181V263H180ZM252 264H253V263H252ZM261 264H262V263H261Z\"/></svg>", "mask_w": 264, "mask_h": 264}]
</instances>
